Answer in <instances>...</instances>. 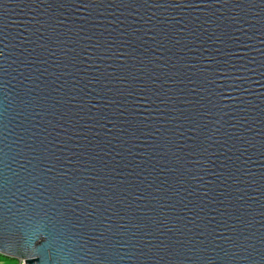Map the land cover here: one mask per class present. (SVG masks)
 I'll list each match as a JSON object with an SVG mask.
<instances>
[{"label": "water", "instance_id": "obj_1", "mask_svg": "<svg viewBox=\"0 0 264 264\" xmlns=\"http://www.w3.org/2000/svg\"><path fill=\"white\" fill-rule=\"evenodd\" d=\"M0 221L24 264H264V0H0Z\"/></svg>", "mask_w": 264, "mask_h": 264}, {"label": "snow or ice", "instance_id": "obj_2", "mask_svg": "<svg viewBox=\"0 0 264 264\" xmlns=\"http://www.w3.org/2000/svg\"><path fill=\"white\" fill-rule=\"evenodd\" d=\"M11 233L10 231H5L2 226V221H0V250L10 251V245L7 243L6 237H8ZM25 247H27L25 245Z\"/></svg>", "mask_w": 264, "mask_h": 264}, {"label": "rangeland", "instance_id": "obj_3", "mask_svg": "<svg viewBox=\"0 0 264 264\" xmlns=\"http://www.w3.org/2000/svg\"><path fill=\"white\" fill-rule=\"evenodd\" d=\"M0 264H19V263H18V260H15V259L0 257Z\"/></svg>", "mask_w": 264, "mask_h": 264}, {"label": "built area", "instance_id": "obj_4", "mask_svg": "<svg viewBox=\"0 0 264 264\" xmlns=\"http://www.w3.org/2000/svg\"><path fill=\"white\" fill-rule=\"evenodd\" d=\"M19 264H24L21 260L18 261Z\"/></svg>", "mask_w": 264, "mask_h": 264}, {"label": "bare ground", "instance_id": "obj_5", "mask_svg": "<svg viewBox=\"0 0 264 264\" xmlns=\"http://www.w3.org/2000/svg\"><path fill=\"white\" fill-rule=\"evenodd\" d=\"M20 260L24 263V261L22 259H20Z\"/></svg>", "mask_w": 264, "mask_h": 264}, {"label": "trees", "instance_id": "obj_6", "mask_svg": "<svg viewBox=\"0 0 264 264\" xmlns=\"http://www.w3.org/2000/svg\"><path fill=\"white\" fill-rule=\"evenodd\" d=\"M0 257L2 258V257H4V256L0 255Z\"/></svg>", "mask_w": 264, "mask_h": 264}]
</instances>
